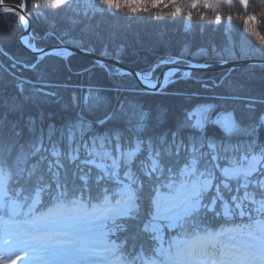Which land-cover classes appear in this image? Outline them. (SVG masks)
<instances>
[{
	"label": "trees",
	"instance_id": "16d2710c",
	"mask_svg": "<svg viewBox=\"0 0 264 264\" xmlns=\"http://www.w3.org/2000/svg\"><path fill=\"white\" fill-rule=\"evenodd\" d=\"M0 1L21 4L24 0ZM27 12H36L31 0H28ZM20 17L16 11L0 12V49L7 51L11 57L10 59L0 54V181H5L6 188L22 187L24 194L30 198L35 188L44 189L45 206L50 204L49 197L57 194L56 183L62 188L66 186L69 197L82 193L86 202L99 205L104 203L101 189L107 188L110 197L109 207L105 209L128 204V207L115 209L109 215L110 218H117L115 223L108 224L110 230H116V235L109 236V240L121 241L126 236L129 237V251L133 243H143L146 249L151 247L139 225L132 227L135 221L118 219L128 214V208L136 201L121 193L123 184L115 181L119 179L124 184L130 183L132 190L139 196L138 219L142 224L147 218L146 213L154 206L157 207L156 199L160 192L169 191L171 182L191 178H200L202 181L211 179V175H202L200 168L192 171L190 164L185 173L182 165L187 154L184 152H181L179 158L161 154L156 172L150 176L145 175L151 170L149 147L154 152L165 139L171 143L174 135L177 141H189L192 133L185 127L188 121L184 117V110L191 106L188 96L193 93L197 94V98H210L213 95L238 97L223 102L228 109L234 110L238 122V128L234 129L235 134L230 141L238 144V150L229 157L228 167H246L245 163L248 164V161L244 157H249L255 151L264 169V125H260L258 129L264 116V102L250 105L252 99L264 101V65L220 71L196 70L193 71L192 79L178 80L160 94L145 95L134 76H110L96 61L82 54H72L67 59L49 56L37 70L25 68L24 63L33 62L35 55L19 42L23 24ZM46 17L41 19L37 15L31 16L34 33L40 36L45 31L54 33V38L49 36L47 40L37 41L38 46L66 42L78 47L95 48L94 52L98 54L107 47L111 55L105 56L109 57L115 56L117 48L123 46L119 58L126 65L144 72H148L161 58L179 54L184 43H189L191 51H195L197 46L206 43L213 35L209 26L204 37H199L197 31L194 34L196 39L186 40L182 31L185 23L183 19L155 20L144 13L133 16L123 11L103 8L98 0H74L71 8L48 11ZM193 24L198 30L199 24L195 21ZM186 59L193 58L188 55ZM13 61L16 62L15 68L12 67ZM198 62H205V58H200ZM216 62H219L216 58L208 60V63ZM105 65L118 69L111 63ZM161 68L162 66L156 68L155 76ZM40 72H43L42 77L38 74ZM204 83L209 84L208 89L203 87ZM20 87L23 92H20ZM89 87L93 89V95L86 104L83 98ZM117 87L119 91L113 90ZM97 95L98 100L95 98ZM74 96L76 100L73 99ZM120 104L124 106V113L136 112L130 125L125 123L126 117L118 109ZM109 112L119 119L99 127L97 122ZM144 116L147 117L144 120L145 126L140 128L138 121ZM89 125L91 130H88ZM81 128L84 130L83 134ZM105 132L113 137L111 144L107 143L105 137L106 148H98V152H86L84 145L87 144L89 149L94 144L99 146L101 135ZM117 133L120 135L119 141L114 139ZM209 136L221 137V133L216 129H209ZM257 138L259 144L251 143ZM137 140L143 142L144 151L133 159L131 154L135 151ZM77 147L79 158L72 161L70 156L77 154ZM106 149L111 150V160L104 156ZM52 151H59L61 155L55 158L51 155ZM204 159L207 158L202 159L200 167L210 171L212 165L204 164ZM90 161H103L113 165L118 163L119 174L113 175L115 166L109 167L105 174L104 170L98 169ZM220 164L224 165L223 158ZM129 169L131 179L125 177ZM41 176L42 180L39 179ZM222 179L217 171L213 185L220 184L219 191L228 196V191L221 183ZM48 184L52 185L50 191L45 188ZM117 192L120 193L119 196L116 195ZM217 195L215 187L205 185L186 211L194 210L201 203L210 207L213 197ZM216 207L219 210L220 205L217 204ZM130 214L135 216L136 210L133 209ZM235 219L236 223H240L239 218ZM200 220L204 224L202 227L212 229H218L222 223L220 217L214 219L211 214L205 216L203 210L198 214V224ZM158 221L165 223L159 216ZM123 224L129 225L127 233L120 231ZM133 235L138 239L134 240ZM192 238L191 233L184 235L179 232H164L162 239L166 254L170 258H177V254ZM169 241L172 242L171 245ZM114 255L118 257L119 253ZM160 260H163V256Z\"/></svg>",
	"mask_w": 264,
	"mask_h": 264
},
{
	"label": "snow or ice",
	"instance_id": "6c2138e0",
	"mask_svg": "<svg viewBox=\"0 0 264 264\" xmlns=\"http://www.w3.org/2000/svg\"><path fill=\"white\" fill-rule=\"evenodd\" d=\"M73 2L74 0H46V2L31 0L36 12L20 17L23 21L21 30L25 34L20 36L19 42L24 48L37 55L33 62L24 63L25 68L37 70L49 56L67 59L72 55V52L64 46L54 47L51 50L38 47L37 41L47 40L49 36L54 38V33L45 31L40 36L29 32L28 29L32 15L46 19L48 11L55 12L62 8H71ZM98 2L103 8L123 11L133 16L144 13L155 20L183 19L185 23L182 31L186 40L196 39L194 34L197 31L199 37H204L207 27H211L212 37L206 43L197 46L195 51H191V45L186 42L179 54L161 58L148 72L136 73V78L143 85L145 95L160 94L178 80L192 79L191 69L208 68L210 66L208 60L211 58H216L220 63L254 57L264 58V0H98ZM27 10L28 0H24V11L27 12ZM194 21L199 24L198 30L194 27ZM73 46L77 47L75 44ZM81 49L87 52L95 51V48ZM122 50L123 46L117 48L115 56L112 57L118 60ZM0 54L11 59L7 51L0 49ZM101 55L111 54L105 47ZM188 55H191L193 59H186ZM200 58H205V62L199 63ZM97 63L110 76L132 75L121 69L108 68L102 61ZM172 64H183L188 70L170 67L163 74L162 80L158 77L153 78L156 68ZM12 67H16L15 61ZM38 74L43 76V72ZM214 86L216 87L215 84ZM203 87L208 89L209 84L204 83ZM113 90L119 91V88ZM20 92H23L22 87ZM50 94L54 95V93ZM92 95L93 89L87 88L83 98L86 104ZM95 98L98 100L99 96ZM188 98L191 106L184 110V117L188 121L185 127L192 133L189 141L185 142L183 139L177 141L174 135L171 143L165 139L154 152L152 147H149L151 170L145 175L150 176L156 172L161 154L166 153L179 158L181 152H184L187 154L185 163L182 165L185 173L188 172L190 164L192 171L200 168L202 175H211L207 183L210 188L215 187L218 195L213 197L210 207L201 203L192 211H181L169 209L166 206L163 208L154 206L149 213H146L147 218L141 224L138 219L139 196L132 190L130 183L124 184L117 179L115 183L123 184V187L131 193L130 200L136 201L128 208V214L118 219L135 221L132 227L139 225L140 231L148 237L152 245L146 249L143 243L139 245L133 243L129 251V237L126 236L121 241L109 240V236L116 235V230H110L108 224L115 223L117 218H110L104 213V209L109 207L110 193L107 188L101 189L103 194L101 198L104 203L99 205V203L86 202L82 193L69 197L66 186L62 188L59 183H56L57 194L49 197L50 204L47 206L44 204V189L39 187L35 188L31 198L24 194L22 187L0 188V264H112L111 260L103 254L105 252L111 254L118 252L120 261L125 264H264V169L255 151L249 156L250 160L256 161L255 163H249L247 167H228L229 157L238 150V144L230 142L235 134L234 129L238 128V122L234 110L228 109L223 102L238 97L213 95L210 98L203 96L197 98V94L193 93ZM73 99L76 100V97L74 96ZM262 102L264 101L252 99L250 105ZM123 108L122 104L118 105L121 114L126 117L125 123L130 125L136 112L124 113ZM146 118V116L141 117L138 121L140 128L145 126ZM118 119L119 117L114 113L109 112L97 122V125L102 127ZM260 125H264V118L261 119L258 129ZM209 129H216L221 133V137H210ZM88 130H91V125ZM80 131L83 134V128ZM51 135L50 131L49 136ZM105 137H107V143L111 144L113 137L105 132L101 135L99 146L94 144L93 148L89 149L85 144V151L98 152V148H106ZM114 139L120 140L119 133ZM251 143L259 144L260 141L257 138ZM135 144V151L131 154L133 159L144 151L142 141L137 140ZM51 155L58 158L61 153L52 151ZM104 156L111 160V150L106 149ZM205 157L207 159L203 160L204 164L212 165L210 171L200 167ZM78 158L79 147H77V154L70 156L72 161ZM221 158L224 159L223 166L220 164ZM81 163L84 162L81 161ZM89 163L104 170L105 174L109 167L115 166L116 171L113 175L119 174L118 163L114 165L105 164L103 161ZM217 171L223 177L221 183L228 191V196L219 191L220 184L213 185ZM169 172H171L170 168ZM130 173L129 169L125 177L131 179ZM49 174H52L51 171ZM39 179L42 180L43 177ZM51 187V184L45 185L49 191ZM140 187L142 188V183ZM116 195L119 196L120 193L117 192ZM89 199H91L90 190ZM217 204L220 205L219 210H217ZM89 208L92 210L88 211ZM133 209L136 210L135 216L130 214ZM201 210L205 216L211 214L214 219L220 217L222 221L220 227L218 229L202 227L201 225H204L202 220L198 224V214ZM158 216L165 223L159 222ZM235 218H239L240 223H236ZM72 220L85 222L86 226L80 229L85 234L83 239L79 234L74 233ZM120 231L127 233L129 225L123 224ZM166 231L184 235L191 233L194 237L177 254V258H170L165 252L162 237ZM132 238L138 239L135 235ZM171 243L169 241V245ZM177 243L180 242L177 241ZM161 256H163L162 261Z\"/></svg>",
	"mask_w": 264,
	"mask_h": 264
},
{
	"label": "rangeland",
	"instance_id": "374dc122",
	"mask_svg": "<svg viewBox=\"0 0 264 264\" xmlns=\"http://www.w3.org/2000/svg\"><path fill=\"white\" fill-rule=\"evenodd\" d=\"M1 2V1H0ZM246 161L249 163H255L256 161L250 160L249 157H244ZM260 159V158H259ZM244 164V163H243ZM247 163H245L246 167L248 166ZM207 180L202 181L200 178H191L190 180H182L177 182H171L169 191H162L160 192L159 196L156 199V205L157 208H163L168 207L169 209H183L186 210L192 201L196 198V195L201 191V189L207 185ZM0 188H6L5 181H0ZM121 193H124L128 195L129 199L131 196V193L128 189L123 187L121 189ZM128 207L127 205H117L115 208L110 207V209H105L104 213L108 216L111 215L115 209L122 210L124 208ZM74 225V233L79 234L81 239L84 238L85 234L80 231L82 227H85L86 224L82 220H72L71 221ZM105 256H107L112 264H125V262L120 261L117 256L111 253H103Z\"/></svg>",
	"mask_w": 264,
	"mask_h": 264
},
{
	"label": "water",
	"instance_id": "95a60500",
	"mask_svg": "<svg viewBox=\"0 0 264 264\" xmlns=\"http://www.w3.org/2000/svg\"><path fill=\"white\" fill-rule=\"evenodd\" d=\"M10 10L19 12L21 14V16H28L29 15L28 12L24 11V2L22 4L0 2V12H2V11H10ZM29 25L30 26H29L28 31L32 32V18L29 21ZM24 34L25 33L22 32L19 35V38H20L21 35H24ZM61 46L67 47L72 52V54H82V55L90 57L91 59H93L94 61H97V62L102 61L103 63L114 64L117 68H119V69H121V70H123L125 72L132 73V75L135 78H136V73L143 72L141 70H138V69H135L133 67H130V66L126 65L122 61L121 58H119L117 60V59H114L112 56L109 57V56L101 55V54H98V53H96L94 51L93 52H87V51L81 49V48H84V47H78L77 46L75 48L72 44L65 43V42H61L59 44H53V45L46 46V47H43V48H45L46 50H51L54 47H61ZM27 51H29V50H27ZM33 54L35 56L37 55L36 53H33ZM199 63H204V62H199ZM209 65L210 66L208 68H205V69H191V71H193V70H199V71H220V70H224V69H235V68H238V67H241V66H248V65H264V58L254 57V58L240 59V60H228L227 63L216 62V63H209ZM170 67H180L182 70H188L186 68V66L183 65V64H181V65H176V64L166 65L161 70L158 78L162 80L163 79V74ZM137 81H138L139 86L143 90V85L140 84L138 79H137ZM229 122H230V120H229Z\"/></svg>",
	"mask_w": 264,
	"mask_h": 264
},
{
	"label": "bare ground",
	"instance_id": "6f19581e",
	"mask_svg": "<svg viewBox=\"0 0 264 264\" xmlns=\"http://www.w3.org/2000/svg\"><path fill=\"white\" fill-rule=\"evenodd\" d=\"M167 70H168V69H167ZM167 70H166V71H167Z\"/></svg>",
	"mask_w": 264,
	"mask_h": 264
}]
</instances>
